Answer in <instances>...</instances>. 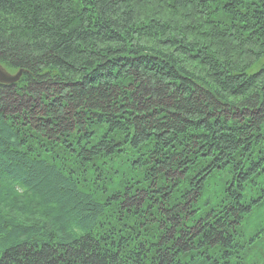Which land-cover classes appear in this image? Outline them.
Returning <instances> with one entry per match:
<instances>
[{"label":"trees","instance_id":"obj_1","mask_svg":"<svg viewBox=\"0 0 264 264\" xmlns=\"http://www.w3.org/2000/svg\"><path fill=\"white\" fill-rule=\"evenodd\" d=\"M0 264H264V0H0Z\"/></svg>","mask_w":264,"mask_h":264},{"label":"water","instance_id":"obj_2","mask_svg":"<svg viewBox=\"0 0 264 264\" xmlns=\"http://www.w3.org/2000/svg\"><path fill=\"white\" fill-rule=\"evenodd\" d=\"M20 74L21 70H18L16 73H10L0 65V84H12L18 80Z\"/></svg>","mask_w":264,"mask_h":264}]
</instances>
